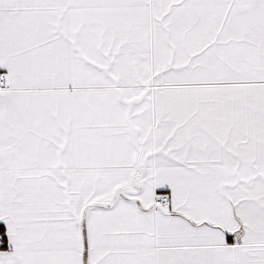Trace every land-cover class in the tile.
Listing matches in <instances>:
<instances>
[{"label":"snow or ice","instance_id":"1","mask_svg":"<svg viewBox=\"0 0 264 264\" xmlns=\"http://www.w3.org/2000/svg\"><path fill=\"white\" fill-rule=\"evenodd\" d=\"M0 264H264V0H0Z\"/></svg>","mask_w":264,"mask_h":264}]
</instances>
